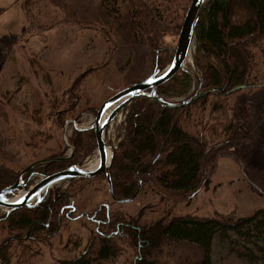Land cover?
<instances>
[{"label":"rangeland","instance_id":"374dc122","mask_svg":"<svg viewBox=\"0 0 264 264\" xmlns=\"http://www.w3.org/2000/svg\"><path fill=\"white\" fill-rule=\"evenodd\" d=\"M27 1L0 0V162L20 176L37 162L71 161L77 153L73 166L88 169L98 160L97 141L94 150L80 152L73 142L76 133L93 129L105 101L153 76L161 43L174 58L192 0H125L114 6H103L104 0H70L62 7L39 0L38 6L28 7L33 24L26 18ZM41 26L42 31L29 30ZM194 50L195 39L183 68L192 67L194 81L188 93L166 101L179 103L199 90L204 94L194 73ZM261 51L259 60L264 63ZM256 74L258 79L264 77V65L260 64ZM256 83H246L247 88L231 95L237 135L230 145L208 153L204 176L209 183L195 195L168 194L153 187L154 183L134 201L119 203L113 201L106 174L61 182L44 195L42 203L49 205L65 193L72 198L62 204L72 210L59 214L58 233L40 244L35 239L36 245H28L30 250L24 254L16 245L9 251L11 264H63L79 256L95 237L97 224L92 217L104 205L144 226L182 216L249 218L264 210V84ZM127 108L106 130L109 145L118 146L116 138L122 136ZM50 163L25 175L27 187L22 192L45 174L49 176L48 168L39 167ZM53 169L58 173L67 167ZM5 214L0 210V249L10 238L19 237L1 223ZM44 234L48 237L47 231ZM123 247L111 264H133L134 250ZM204 253L196 244L168 243L153 260L200 264ZM211 259L215 264H243L217 239Z\"/></svg>","mask_w":264,"mask_h":264},{"label":"trees","instance_id":"16d2710c","mask_svg":"<svg viewBox=\"0 0 264 264\" xmlns=\"http://www.w3.org/2000/svg\"><path fill=\"white\" fill-rule=\"evenodd\" d=\"M50 1L62 7L70 0ZM122 1L125 0H104L103 6ZM39 2H26L28 21L32 22L29 5L38 6ZM29 30L42 31L43 27ZM161 45L156 51L159 71L173 60L166 44L164 48ZM260 49L264 50V0H209L206 3L196 24L193 55L194 73L204 94L183 108H166L149 98H139L128 106L122 136L116 138L118 151L110 170L116 199H130L140 187L141 194L154 183L153 187L168 194L195 195L202 185L209 183L204 176L208 153L230 145L237 135L230 102L236 92L233 89L246 83L257 84L256 81L264 84V77L258 79L256 74L260 64L264 65L259 60ZM191 69L189 66L179 71L160 86L158 94L164 100L185 96L194 81ZM73 142L80 152L90 147L94 150V130L77 132ZM76 156L77 153L71 161L50 163L39 170L48 168L51 175L56 173L53 168L57 165L60 169L65 164L68 169L75 164ZM18 179V172L0 162V191ZM70 198L65 193L48 206L6 214L1 223L10 232L35 238L32 242L13 240L3 245L0 264L12 263L9 251L16 245L21 246L20 252L24 254L30 250L28 245L35 244V239L40 244L55 236L61 223H58L59 214L72 210L71 206H62ZM93 215L97 224L95 237L82 254L63 264H111L124 251L123 245L134 250L133 264H158L153 259L168 243L181 242L196 244L204 250L205 258L200 264H215L211 254L216 239L243 264H264V210L249 218L182 216L149 226L113 211L111 205H104L103 210ZM47 225L48 237L44 234Z\"/></svg>","mask_w":264,"mask_h":264},{"label":"water","instance_id":"95a60500","mask_svg":"<svg viewBox=\"0 0 264 264\" xmlns=\"http://www.w3.org/2000/svg\"><path fill=\"white\" fill-rule=\"evenodd\" d=\"M208 1L209 0H192L179 34V41L175 56L170 66L165 69L163 73L160 74L159 72H156L150 78L120 91L115 96L105 101L100 107L95 120V125L93 127L98 146V167L95 170L88 171L87 169L79 168L78 166H72L65 171L58 172L43 178L38 184L30 188L27 192H22V188L25 184L24 177L28 172L40 164L54 162L55 160L57 162V159L37 162L31 165L27 170H24L20 174L19 179L15 184L0 191V210L12 213L20 209H31L37 207L43 202L44 195H46L47 192L55 185L64 181H73L79 179L91 180L102 174H106L107 176L110 193L114 201L119 203H128L134 201L139 196L141 187L130 199L120 200L115 198L112 188L110 170L116 157L117 148L109 145L106 142V130L127 106L139 98H149L166 108H183L194 103L202 95L201 91L199 90L190 99L179 103H173L168 102L160 97L157 89L158 87L169 82L179 73L180 70L184 68L188 58L190 57L192 47L194 46L195 29L197 21L199 20L201 9ZM245 88H247V85H242L235 88L233 91H238ZM17 197L18 199L15 200ZM34 199L35 205L32 206L30 203L34 201ZM16 238L17 237L10 238L4 245L15 240Z\"/></svg>","mask_w":264,"mask_h":264},{"label":"flooded vegetation","instance_id":"af4514ba","mask_svg":"<svg viewBox=\"0 0 264 264\" xmlns=\"http://www.w3.org/2000/svg\"><path fill=\"white\" fill-rule=\"evenodd\" d=\"M156 72H159V73H160V71H159V70H156V68H155V72H154V73H156ZM107 129H108V128H107ZM117 147H118V146H117ZM117 147H116V148H117ZM25 177L27 178L28 176H25ZM45 177H47V175H44L43 178H45ZM26 178H25V179H26ZM43 178H42V179H43ZM74 181H75V180H74ZM24 183H25V184H24V186H25L24 188H26V187H27V186H26V182L24 181ZM42 203H43V202H42ZM42 203H41V205H38V206H48V203H46V204H42ZM30 205H32V206L35 205V199H34V201H32V202L30 203ZM4 212H6V214H10V213H8L7 211H4ZM6 214H5V215H6ZM46 231L48 232V225H47V229H46ZM23 239H24V238L17 237L15 240H23ZM30 240H31V239H30L29 236H27L26 239H25V241H30Z\"/></svg>","mask_w":264,"mask_h":264},{"label":"bare ground","instance_id":"6f19581e","mask_svg":"<svg viewBox=\"0 0 264 264\" xmlns=\"http://www.w3.org/2000/svg\"><path fill=\"white\" fill-rule=\"evenodd\" d=\"M98 164H99V160H95V162L93 163V164H91V165H89V167H88V171H92V170H95L97 167H98ZM24 194V193H23ZM20 196H21V194H20ZM19 196V197H20ZM16 199H18V197L17 198H15V200Z\"/></svg>","mask_w":264,"mask_h":264}]
</instances>
